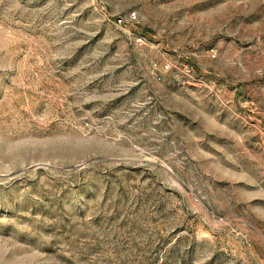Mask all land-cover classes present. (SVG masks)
Returning a JSON list of instances; mask_svg holds the SVG:
<instances>
[{
    "label": "rangeland",
    "instance_id": "374dc122",
    "mask_svg": "<svg viewBox=\"0 0 264 264\" xmlns=\"http://www.w3.org/2000/svg\"><path fill=\"white\" fill-rule=\"evenodd\" d=\"M0 264H264V0H0Z\"/></svg>",
    "mask_w": 264,
    "mask_h": 264
},
{
    "label": "built area",
    "instance_id": "2783aa9c",
    "mask_svg": "<svg viewBox=\"0 0 264 264\" xmlns=\"http://www.w3.org/2000/svg\"><path fill=\"white\" fill-rule=\"evenodd\" d=\"M130 17L134 18V14L130 15ZM165 69H168V66H165Z\"/></svg>",
    "mask_w": 264,
    "mask_h": 264
}]
</instances>
